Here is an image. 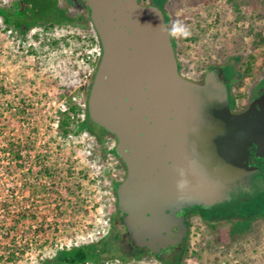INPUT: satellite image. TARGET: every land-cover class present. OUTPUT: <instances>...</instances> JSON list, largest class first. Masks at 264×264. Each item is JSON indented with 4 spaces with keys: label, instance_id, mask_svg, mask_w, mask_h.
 Masks as SVG:
<instances>
[{
    "label": "rangeland",
    "instance_id": "rangeland-1",
    "mask_svg": "<svg viewBox=\"0 0 264 264\" xmlns=\"http://www.w3.org/2000/svg\"><path fill=\"white\" fill-rule=\"evenodd\" d=\"M18 1L0 0V8H11ZM57 2L73 23L52 24L42 0L36 1L39 13L31 18L39 26L26 34L7 26L0 17V129L7 122L8 131L14 132L24 122L25 137L38 134L40 138L34 143L29 141L30 146L25 148L36 150L32 145L37 144V150L43 152L38 161L52 174L48 181L51 188L46 190L41 185L35 199L37 204L28 207L29 196L25 193L24 205L10 208V214L15 217V211L22 210L24 217L16 226H21L23 237H29L35 226L39 236L30 256L35 262L53 256L61 246L98 242L114 230L120 237L118 259L102 264H173L170 260L162 262L147 250L133 248L120 222L121 215L113 221L116 198L111 184L117 165L113 156L106 155L105 146L98 145L97 137L84 131L72 133L68 138H47L52 135L50 126L56 121L55 116L62 117L61 102L74 103L80 109L77 115L82 114L99 65L97 51L101 48L97 37L95 42L90 41L95 31L85 2ZM167 12L171 33L178 28L189 33L172 36L176 56L190 74L229 65L246 72V87L264 77L263 53L257 37L260 33L264 36L261 0H179L170 3ZM236 57L242 58L241 63H236ZM251 61L254 65L249 72L247 65ZM18 104L23 108L13 110ZM77 115L75 121L80 120ZM94 131L99 134L97 129ZM58 132L63 133L61 129ZM36 160H30L33 166ZM93 163L102 168L105 176L95 191L93 184H85ZM253 204L245 203L252 212L231 211L232 222L222 228L228 231L223 236L194 220L182 264H264V216L250 225H239L242 230L232 219L252 220L261 213L256 212L261 209Z\"/></svg>",
    "mask_w": 264,
    "mask_h": 264
},
{
    "label": "water",
    "instance_id": "water-1",
    "mask_svg": "<svg viewBox=\"0 0 264 264\" xmlns=\"http://www.w3.org/2000/svg\"><path fill=\"white\" fill-rule=\"evenodd\" d=\"M83 1L103 51L89 118L115 136L127 166L117 196L131 244L158 255L183 240L179 214L208 207L256 169L248 165L249 146L264 158V96L233 114L213 73L204 84L185 78L160 7Z\"/></svg>",
    "mask_w": 264,
    "mask_h": 264
},
{
    "label": "flooded vegetation",
    "instance_id": "flooded-vegetation-1",
    "mask_svg": "<svg viewBox=\"0 0 264 264\" xmlns=\"http://www.w3.org/2000/svg\"><path fill=\"white\" fill-rule=\"evenodd\" d=\"M139 3L145 6H157L160 7L165 16L168 17L167 7L170 3L179 0H138ZM86 5V4H85ZM88 8V6L86 5ZM89 9V8H88ZM90 10V9H89ZM238 60L236 63H241L242 58L236 57ZM179 71L187 79L196 82L198 84H204L209 73H213L215 78L219 83H221L228 95L229 106L233 114H242L248 111L255 100L264 96V77H261L254 85L251 87H246L244 84L245 73L241 69L236 70L234 67L225 65L213 67L208 71H198L194 74H190L179 60ZM258 107V105H257ZM259 108V107H258ZM260 110V109H259ZM93 130L97 129L99 134H102V129L96 125L92 124ZM112 140L115 144L112 151L113 160L115 161L116 168L114 171V177L112 178V190L116 198V212L113 216V221L117 220L120 214V222L122 224L123 214L118 210V196L117 189L119 185L125 180L127 176V166L124 160L118 154L117 139L112 138L110 135H105L104 141ZM256 144H252L248 147V165L250 169L256 168L250 175L245 176L239 181L234 187L225 191L223 195L215 199L208 207L204 205H195L183 211V224L185 230V236L183 240L176 247H169L168 249L161 251L158 255H153L149 249H138L147 250L150 255L159 258L162 262H167L170 260L173 264H182L185 252L187 250L188 239L190 238V232L192 228V223L194 220L200 221L202 224L210 228L214 234H219L222 236L227 234L222 228L228 224L231 220L229 216L232 210L244 212H252V208H248L245 203L253 202V206L256 209H261L256 211L257 214L249 223H252L258 218H263L264 216V158L257 157ZM121 170V173L119 172ZM244 204V205H243ZM238 219V217H237ZM237 221H240L239 219ZM234 223V222H233ZM115 225V222H114ZM123 225V224H122ZM124 226V225H123ZM125 230L126 227L124 226ZM230 231V230H229ZM174 232H180L178 228H174ZM183 232V230H182ZM127 235V234H126ZM128 237V236H127ZM129 238V237H128ZM130 239V238H129ZM131 243V240H130ZM132 245V244H131ZM133 246V245H132ZM135 248V247H133ZM136 249V248H135Z\"/></svg>",
    "mask_w": 264,
    "mask_h": 264
},
{
    "label": "built area",
    "instance_id": "built-area-1",
    "mask_svg": "<svg viewBox=\"0 0 264 264\" xmlns=\"http://www.w3.org/2000/svg\"><path fill=\"white\" fill-rule=\"evenodd\" d=\"M13 33V31H10ZM97 41L99 39L97 37ZM102 48H99L97 51V58L100 62L102 57ZM85 63V60L83 61ZM83 110L82 114L77 115V118L81 122L86 120L87 105H82ZM23 106L18 104L15 109H22ZM59 111L61 113L68 112V103L63 101L59 104ZM56 113V112H55ZM73 120L76 119V116L70 115ZM56 121L50 126L52 135H48L47 138H66L63 134H60L58 130L60 129V116H55ZM4 125L0 129V264H38L30 256L35 250V245L37 244V237L39 234H36L35 226H32L34 232L29 235V237H23L21 226H16V223L19 224L20 218H23L22 210L15 211V217L10 214L12 207L15 209L19 206L24 205V194L26 193L29 196L26 200L27 206H33L38 201H35L39 197L38 190L43 187L49 190L51 188L49 179L52 177L50 172L44 168V165L38 161L42 155V151H38V145H32L36 150H31L25 148L30 146L31 142H35L38 134H30L24 136L23 126L24 122L20 123L19 128H16L14 132H10L7 129V122L3 123ZM54 135V136H53ZM69 137H72L70 134ZM98 145L100 143L97 141ZM104 151L108 157H112V151L114 149V142L108 140L103 144ZM37 159L36 165L31 164V159ZM90 171L86 178V185L93 184V190L97 189V185L105 178L102 168L97 167L95 163L91 164L89 167ZM48 171V172H47ZM29 175H31L29 179ZM41 182L43 184H41ZM112 188V184H111ZM85 187L81 190L82 197H85ZM26 191V192H25ZM87 199V198H85ZM90 203L89 200L86 201ZM36 222V220H35ZM21 224V223H20ZM12 240L17 242V246L11 244ZM35 242V243H34ZM87 245V244H84ZM80 245L76 244L75 247ZM82 246V245H81ZM74 247V246H72ZM66 248H71L67 246ZM64 249L61 246L58 250ZM14 255V257H12ZM54 256V255H53ZM46 257V258H52ZM30 257V258H28ZM45 258V259H46ZM44 260V259H43ZM90 264V263H87Z\"/></svg>",
    "mask_w": 264,
    "mask_h": 264
},
{
    "label": "trees",
    "instance_id": "trees-1",
    "mask_svg": "<svg viewBox=\"0 0 264 264\" xmlns=\"http://www.w3.org/2000/svg\"><path fill=\"white\" fill-rule=\"evenodd\" d=\"M37 0H20L16 2L11 8L1 9L0 8V17L4 20L7 26H14L15 29L19 30L22 34H26L30 29L36 28L39 26L38 21L31 19L33 15H38L39 7L36 4ZM39 2L41 0H38ZM47 11L46 17H50L52 24H71L73 21L68 18L65 11L58 6L57 0H42ZM261 3L264 5V0H261ZM49 4V5H48ZM43 5V4H42ZM41 5V8H42ZM49 7V8H48ZM40 8V9H41ZM236 12H238V6L236 5ZM166 21L169 26V17L166 16ZM90 22L91 18H90ZM95 35L90 37V41L95 42V37H98V34L94 28ZM259 41V47L262 49L263 53V66H264V36L260 33L257 35ZM37 39L38 36L36 35ZM99 38V37H98ZM100 43V40H99ZM173 45L176 48V44L173 41ZM101 46V43H100ZM102 48V46H101ZM254 62L251 61L247 65V71H251ZM71 102V100H70ZM80 109L72 102L68 104V112L62 113L60 129L63 131V135L68 138L72 133L80 132H89L92 135L97 137V140L100 144H104L105 135H110L112 138H115L112 134L102 129V134H97L92 128V122L89 118L88 110L86 112V120L81 122L80 120H73L70 115L76 116ZM75 125V126H74ZM48 172V171H47ZM234 219L235 225L238 226V230H242L239 225L245 226L250 225V221L242 222L237 221L240 218ZM255 219V218H254ZM120 237L115 234L114 230L110 231L106 237L101 239L98 242L82 245L79 247L64 248L62 250H56L52 258H46L38 264H102L108 260H117V252L119 249ZM11 244L17 246V242L12 240ZM14 257V255H12ZM122 261L126 262V258H122Z\"/></svg>",
    "mask_w": 264,
    "mask_h": 264
},
{
    "label": "clouds",
    "instance_id": "clouds-1",
    "mask_svg": "<svg viewBox=\"0 0 264 264\" xmlns=\"http://www.w3.org/2000/svg\"><path fill=\"white\" fill-rule=\"evenodd\" d=\"M180 34L187 36L189 33L187 29H184V28H178L172 32V35H180Z\"/></svg>",
    "mask_w": 264,
    "mask_h": 264
}]
</instances>
